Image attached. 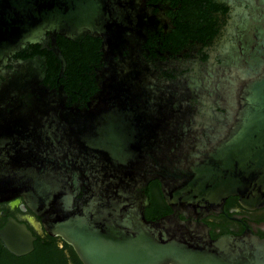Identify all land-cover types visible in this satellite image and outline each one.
I'll return each instance as SVG.
<instances>
[{"label": "water", "instance_id": "obj_1", "mask_svg": "<svg viewBox=\"0 0 264 264\" xmlns=\"http://www.w3.org/2000/svg\"><path fill=\"white\" fill-rule=\"evenodd\" d=\"M81 264H264V0H0V203ZM36 237L8 217L13 256Z\"/></svg>", "mask_w": 264, "mask_h": 264}, {"label": "flooded vegetation", "instance_id": "obj_2", "mask_svg": "<svg viewBox=\"0 0 264 264\" xmlns=\"http://www.w3.org/2000/svg\"><path fill=\"white\" fill-rule=\"evenodd\" d=\"M236 202V197H228L220 215L226 220H232L240 224L245 232L257 237L261 244L264 245V206L246 211L239 207ZM8 217H13L18 222L24 223L36 237V240L40 237L43 243L46 238L47 240L50 238L55 240L60 247L62 246L63 241L58 237H48L45 235L37 218L22 205L20 197L0 203V228L5 224Z\"/></svg>", "mask_w": 264, "mask_h": 264}, {"label": "trees", "instance_id": "obj_3", "mask_svg": "<svg viewBox=\"0 0 264 264\" xmlns=\"http://www.w3.org/2000/svg\"><path fill=\"white\" fill-rule=\"evenodd\" d=\"M62 242V241H61ZM47 238L41 242L38 237L31 253L23 257L10 254L0 242V264H81L70 246Z\"/></svg>", "mask_w": 264, "mask_h": 264}]
</instances>
